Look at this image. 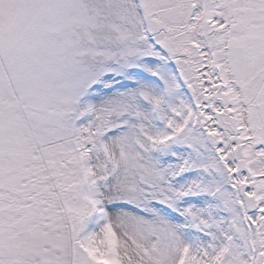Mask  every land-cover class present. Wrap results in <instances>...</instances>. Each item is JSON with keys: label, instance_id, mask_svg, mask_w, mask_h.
Returning <instances> with one entry per match:
<instances>
[{"label": "snow or ice", "instance_id": "snow-or-ice-1", "mask_svg": "<svg viewBox=\"0 0 264 264\" xmlns=\"http://www.w3.org/2000/svg\"><path fill=\"white\" fill-rule=\"evenodd\" d=\"M0 264H264V0H0Z\"/></svg>", "mask_w": 264, "mask_h": 264}]
</instances>
